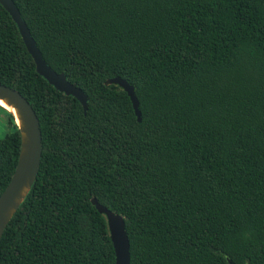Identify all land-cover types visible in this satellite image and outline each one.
Returning <instances> with one entry per match:
<instances>
[{"label":"trees","instance_id":"1","mask_svg":"<svg viewBox=\"0 0 264 264\" xmlns=\"http://www.w3.org/2000/svg\"><path fill=\"white\" fill-rule=\"evenodd\" d=\"M12 1L87 111L36 73L0 5V84L29 102L42 139L0 264H115L91 199L124 218L130 264H264V0ZM0 113L1 195L20 133Z\"/></svg>","mask_w":264,"mask_h":264},{"label":"water","instance_id":"2","mask_svg":"<svg viewBox=\"0 0 264 264\" xmlns=\"http://www.w3.org/2000/svg\"><path fill=\"white\" fill-rule=\"evenodd\" d=\"M0 5L9 14L17 26L23 44L31 56L36 73L48 82L56 91L73 97L82 106L84 114L87 111V97L81 89L70 84L64 73H56L43 60L37 49L29 29L22 20L18 9L12 0H0ZM105 85L119 86L128 96L138 122H141L139 102L134 93V87L125 80L114 77L105 81ZM0 100L14 110L10 113L20 133V150L17 164L10 182L0 195V239L15 212L28 195L39 170L42 144L39 120L29 102L15 89L0 84ZM91 204L97 212L106 218L110 240L112 242L115 264H130V244L126 233L124 218L91 199ZM229 264L231 263L228 260Z\"/></svg>","mask_w":264,"mask_h":264},{"label":"rangeland","instance_id":"3","mask_svg":"<svg viewBox=\"0 0 264 264\" xmlns=\"http://www.w3.org/2000/svg\"><path fill=\"white\" fill-rule=\"evenodd\" d=\"M6 128V118L3 114L0 113V139L3 138L4 134L7 133Z\"/></svg>","mask_w":264,"mask_h":264},{"label":"bare ground","instance_id":"4","mask_svg":"<svg viewBox=\"0 0 264 264\" xmlns=\"http://www.w3.org/2000/svg\"><path fill=\"white\" fill-rule=\"evenodd\" d=\"M0 105L3 107V108H6L7 110H9L10 112L14 113V110L10 107H7L6 104L0 100Z\"/></svg>","mask_w":264,"mask_h":264}]
</instances>
